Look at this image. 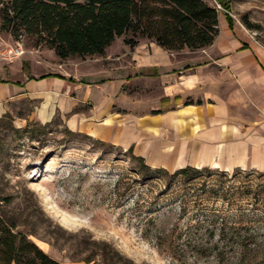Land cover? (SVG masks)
I'll return each mask as SVG.
<instances>
[{
    "label": "rangeland",
    "instance_id": "obj_1",
    "mask_svg": "<svg viewBox=\"0 0 264 264\" xmlns=\"http://www.w3.org/2000/svg\"><path fill=\"white\" fill-rule=\"evenodd\" d=\"M228 2L235 27L264 46V0ZM119 37L147 39L130 30ZM16 42L50 69L61 67L33 36L0 30V49ZM12 61H0V70ZM39 105L21 98L0 106V198L9 199L0 201V214L51 257L63 264H264V170L210 167L170 177L145 169L128 149L69 130L60 115L45 120L39 110L41 120ZM221 222L249 227L253 250L236 259V245L222 247ZM200 241L212 246L207 254L195 248Z\"/></svg>",
    "mask_w": 264,
    "mask_h": 264
},
{
    "label": "crops",
    "instance_id": "obj_2",
    "mask_svg": "<svg viewBox=\"0 0 264 264\" xmlns=\"http://www.w3.org/2000/svg\"><path fill=\"white\" fill-rule=\"evenodd\" d=\"M118 38L59 69L29 52L1 66L0 106L38 101L45 120L60 115L69 130L130 148L151 167L264 170V46L224 15L214 41L195 50Z\"/></svg>",
    "mask_w": 264,
    "mask_h": 264
},
{
    "label": "trees",
    "instance_id": "obj_3",
    "mask_svg": "<svg viewBox=\"0 0 264 264\" xmlns=\"http://www.w3.org/2000/svg\"><path fill=\"white\" fill-rule=\"evenodd\" d=\"M216 1L223 9L205 0H0V30L10 33L14 39L33 36L36 46L47 45L60 59L101 55L115 37L129 30L167 50L179 51L185 47L195 50L214 41L219 33L220 13L229 26L234 23L228 0ZM124 43L133 47L138 39L124 38ZM135 159L145 169L150 168L142 157L135 156ZM156 169L170 177L184 178L210 171V167L193 166L171 173L164 168ZM220 224L217 235L224 242L221 246L236 245V259L253 250L251 246L256 244L257 236L249 233V227ZM206 230L208 237L215 235L214 229ZM194 246L202 254L212 249L204 241ZM214 247L218 249V244ZM223 253L222 248L215 252L218 259L223 258ZM0 264L63 263L51 257L26 233L14 230L0 214Z\"/></svg>",
    "mask_w": 264,
    "mask_h": 264
},
{
    "label": "built area",
    "instance_id": "obj_4",
    "mask_svg": "<svg viewBox=\"0 0 264 264\" xmlns=\"http://www.w3.org/2000/svg\"><path fill=\"white\" fill-rule=\"evenodd\" d=\"M24 52L23 46L19 42H16L14 45H8L0 49V61H12L22 56Z\"/></svg>",
    "mask_w": 264,
    "mask_h": 264
}]
</instances>
